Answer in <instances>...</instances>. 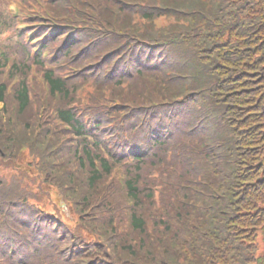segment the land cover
Here are the masks:
<instances>
[{
  "label": "trees",
  "instance_id": "1",
  "mask_svg": "<svg viewBox=\"0 0 264 264\" xmlns=\"http://www.w3.org/2000/svg\"><path fill=\"white\" fill-rule=\"evenodd\" d=\"M43 6L44 86L21 41L0 83V262L264 264V0Z\"/></svg>",
  "mask_w": 264,
  "mask_h": 264
},
{
  "label": "rangeland",
  "instance_id": "2",
  "mask_svg": "<svg viewBox=\"0 0 264 264\" xmlns=\"http://www.w3.org/2000/svg\"><path fill=\"white\" fill-rule=\"evenodd\" d=\"M7 7L8 10L13 9L14 2L10 0H0V12L3 11V7ZM14 12V9L12 10ZM36 20V16H33L30 20V23L32 24ZM5 23V24H4ZM0 25V27H6L3 31H0V47H2L5 51H7L8 56L13 55L14 58H16L18 61L22 62L20 59V56L18 55L16 48L18 47V43H16V37H17V29H15L17 26L16 24L13 25H6V21ZM30 24V25H31ZM8 27L10 29H8ZM22 26H18V29L21 30ZM25 165V163H24Z\"/></svg>",
  "mask_w": 264,
  "mask_h": 264
}]
</instances>
